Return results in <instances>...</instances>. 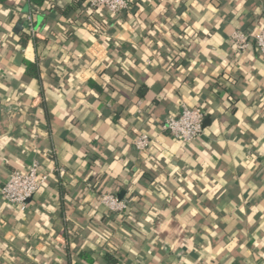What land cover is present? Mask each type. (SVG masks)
Masks as SVG:
<instances>
[{
    "label": "crops",
    "instance_id": "crops-1",
    "mask_svg": "<svg viewBox=\"0 0 264 264\" xmlns=\"http://www.w3.org/2000/svg\"><path fill=\"white\" fill-rule=\"evenodd\" d=\"M29 15L0 5V188L33 161L49 179L24 213L0 197V264H264V55L231 42L264 0H57L22 46ZM185 105L205 113L190 144L161 129Z\"/></svg>",
    "mask_w": 264,
    "mask_h": 264
},
{
    "label": "built area",
    "instance_id": "built-area-1",
    "mask_svg": "<svg viewBox=\"0 0 264 264\" xmlns=\"http://www.w3.org/2000/svg\"><path fill=\"white\" fill-rule=\"evenodd\" d=\"M90 9H106L114 16L124 13L130 4V0H87ZM28 28L34 37L35 29L33 18L27 16ZM231 42L234 45L235 53L238 57L243 56L255 46L258 52L264 55V28L257 34L251 35L244 31H235L231 35ZM205 113L201 107L183 106L182 112L175 117H170L161 126L162 132L173 139L183 143H193L204 131ZM153 141L151 137L142 133L134 142L133 147L138 152L148 150ZM64 175L63 169H54ZM49 174L41 171L38 161H33L25 171H13L8 180L0 188L1 199L14 206L20 212H26L31 207V201L46 184ZM100 203L113 213H124L130 210L129 202L120 199L114 194H103Z\"/></svg>",
    "mask_w": 264,
    "mask_h": 264
},
{
    "label": "trees",
    "instance_id": "trees-1",
    "mask_svg": "<svg viewBox=\"0 0 264 264\" xmlns=\"http://www.w3.org/2000/svg\"><path fill=\"white\" fill-rule=\"evenodd\" d=\"M7 1L8 0H0V5H4ZM26 1L31 6V16L33 18V24L34 25L37 23L38 18H40V16H42L43 13L46 14L47 11L53 9V7H55L56 3H57V0H26ZM75 4L81 5L85 8H89L87 0H75ZM69 9H67V11ZM92 10L97 11V9H92ZM64 14H67V13L64 12ZM25 24H26V26L23 24V27L20 29V31L18 33L20 36L19 42L22 46H26L28 40L30 38H32L31 31L27 26V21ZM189 36H191V39L193 38L192 33H189ZM34 42L37 43L38 40L34 38ZM25 65H26L28 74L39 78L40 69H39L38 65H36L35 63L28 62V61L25 62ZM145 93H146V90H142V88H141V90L139 92V96L142 97L145 95ZM89 264H91V262H89Z\"/></svg>",
    "mask_w": 264,
    "mask_h": 264
},
{
    "label": "water",
    "instance_id": "water-1",
    "mask_svg": "<svg viewBox=\"0 0 264 264\" xmlns=\"http://www.w3.org/2000/svg\"><path fill=\"white\" fill-rule=\"evenodd\" d=\"M120 199H123L121 196L119 197Z\"/></svg>",
    "mask_w": 264,
    "mask_h": 264
}]
</instances>
